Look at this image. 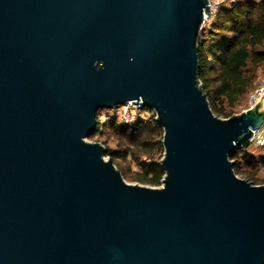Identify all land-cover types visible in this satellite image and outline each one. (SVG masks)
Segmentation results:
<instances>
[{"label": "water", "instance_id": "1", "mask_svg": "<svg viewBox=\"0 0 264 264\" xmlns=\"http://www.w3.org/2000/svg\"><path fill=\"white\" fill-rule=\"evenodd\" d=\"M208 0H0V264H264V185L231 157L264 95L216 117L199 81ZM162 128L161 187L87 142L127 104Z\"/></svg>", "mask_w": 264, "mask_h": 264}, {"label": "trees", "instance_id": "2", "mask_svg": "<svg viewBox=\"0 0 264 264\" xmlns=\"http://www.w3.org/2000/svg\"><path fill=\"white\" fill-rule=\"evenodd\" d=\"M199 81L212 113L221 119L239 114L238 110L247 95L264 73V1H242L222 9L208 27H203L198 39ZM113 110L97 113V130L89 138L105 148V156L112 160L123 179L142 185L159 187L164 176L159 161L163 157L161 144L163 131L153 119L137 120L125 125L118 122ZM110 111L109 120H102L99 113ZM116 141L117 148L110 144ZM237 148L230 158L233 172L240 179L253 185H264V175L258 169V161L244 149ZM133 163L138 170L126 177L121 166ZM264 168V162L262 164Z\"/></svg>", "mask_w": 264, "mask_h": 264}, {"label": "built area", "instance_id": "3", "mask_svg": "<svg viewBox=\"0 0 264 264\" xmlns=\"http://www.w3.org/2000/svg\"><path fill=\"white\" fill-rule=\"evenodd\" d=\"M242 1H252L257 3L264 0H208V13L203 15L201 29L203 27H208L222 9L233 7ZM263 95L264 79L260 80L254 89L248 93L246 109L257 103ZM149 114H151V116L153 115V119L155 118V113L144 107L142 104L131 105L129 103L126 106L121 107L120 121L125 125L132 124L137 120L146 121L151 117ZM250 145L264 152V123L260 126V128L252 130Z\"/></svg>", "mask_w": 264, "mask_h": 264}, {"label": "rangeland", "instance_id": "4", "mask_svg": "<svg viewBox=\"0 0 264 264\" xmlns=\"http://www.w3.org/2000/svg\"><path fill=\"white\" fill-rule=\"evenodd\" d=\"M263 79H264V73H261V75L257 79L256 83H258L260 80H263ZM246 105L247 104H246V100H245L244 103L242 104V106L238 108V110L245 108ZM120 110H121V107H118L117 109L114 110L115 113H116L115 115H118V118H116V120L118 122H120ZM111 115H112V112H110V111H102L101 113H99V116H100V118L102 120H109ZM149 116H151V114H149ZM106 137H108L109 139L113 140V137L109 136V134L107 132L104 136L100 137L99 139L94 137V138H87L85 141L93 143V142H96V140H100L102 138L104 139ZM110 147L112 149L117 148L116 141L112 142L110 144ZM244 149H246L245 151L248 154L252 155L255 158V160H257L259 162L258 163L259 172H260L261 175H264V168L262 166V164L264 162V152L262 150L258 149V148L253 147L252 145H249L248 147H246ZM105 159H108V157L105 156ZM121 166L124 168V170L126 172V177H129L132 172H135V171L138 170V167L135 164H133V163L130 165V167H128L126 163H122ZM124 181L127 184H131V185H139V186L151 187V186L139 184L138 182H135V181L128 180L127 178L124 179ZM161 185L159 187H161ZM151 188H158V187H151Z\"/></svg>", "mask_w": 264, "mask_h": 264}]
</instances>
